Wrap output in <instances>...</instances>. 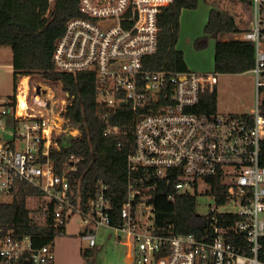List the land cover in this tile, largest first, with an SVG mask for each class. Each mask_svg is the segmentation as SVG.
<instances>
[{"label": "built area", "instance_id": "2783aa9c", "mask_svg": "<svg viewBox=\"0 0 264 264\" xmlns=\"http://www.w3.org/2000/svg\"><path fill=\"white\" fill-rule=\"evenodd\" d=\"M46 1L51 8L56 0ZM176 3L79 0L80 14L68 19L55 41L57 70L94 72L105 105L111 111L127 107L135 114L121 206H114L103 179L83 202L70 178L77 170L74 155L57 173L52 152L79 136L80 129L67 115V93L59 99L54 86L32 85L29 75L20 76L13 97L0 100V202H8L1 198L6 194L14 198L20 182L28 183L36 190L28 198L35 203L28 206L42 211H37L38 220L45 223L50 213L52 226L64 233L77 212L90 248L97 245L99 227L113 229L125 240L126 261L132 264H264L259 256L264 236V0H252L250 27L236 36L255 44L251 70L257 103L242 114L205 109L204 95L216 92L215 71L154 67L165 15ZM118 130L108 126L105 134ZM161 185L171 186L169 200L195 195L197 213L210 226L201 234L176 232L173 225L157 227L155 194ZM199 196L210 198L204 213L198 211ZM219 196L224 202L219 203ZM54 261L53 242L38 246L31 235L0 221V264Z\"/></svg>", "mask_w": 264, "mask_h": 264}, {"label": "trees", "instance_id": "16d2710c", "mask_svg": "<svg viewBox=\"0 0 264 264\" xmlns=\"http://www.w3.org/2000/svg\"><path fill=\"white\" fill-rule=\"evenodd\" d=\"M238 1L252 5V0ZM199 2L177 0L176 6L165 15V29L159 34L158 51L152 58L154 67L179 71L189 69L184 52L177 47L180 15L184 9L197 8ZM49 7L46 0H0V47L9 45L12 48L15 88L20 76L29 75L32 85L38 78L50 83L58 81L67 93V115L80 129V135L71 136L68 145H61L60 149L52 152L57 173L63 172L69 158L74 155L78 158L77 170L70 173V178L74 190L81 191L83 202L93 195L96 181L103 179L110 185L114 206L119 208L127 189V156L134 144L135 114L127 107L111 111L105 105L99 96L98 77L94 72L70 73L55 68V41L64 32L68 19L80 14L79 0H56ZM241 31L233 15L212 8L204 32L194 40V45L198 49L205 48L209 38H214V71L246 72L255 65V44L239 38H219L226 33ZM204 96L205 109L216 110L217 93ZM260 107L264 116V101ZM108 126H118L119 130L105 134ZM261 147V163L264 165V140ZM19 185L14 193L15 199L0 202V221L15 227L23 235H31L38 246L52 243L61 233V228L52 226L50 213L46 214L45 223L37 219L42 211L28 206V198L36 193L35 188L25 182ZM171 191V186L161 185L155 194L157 227L173 225L176 232L203 233L211 223L206 216L197 213L196 196L181 194L175 200H169L167 195ZM222 202L224 199L219 196V203ZM37 211L40 214L37 215ZM261 240L263 248L259 256L264 260V236ZM84 254L93 255V248Z\"/></svg>", "mask_w": 264, "mask_h": 264}, {"label": "rangeland", "instance_id": "374dc122", "mask_svg": "<svg viewBox=\"0 0 264 264\" xmlns=\"http://www.w3.org/2000/svg\"><path fill=\"white\" fill-rule=\"evenodd\" d=\"M211 8L223 10L234 16L242 30L250 27L253 17V6L238 0H200L195 9H184L180 15L179 40L177 47L184 52L188 68L195 71H214L215 39L209 38L205 48L198 49L194 40L204 32ZM232 38L233 34L221 35ZM218 83L217 109L221 112L250 113L256 108V79L253 72L217 73ZM40 79V78H38ZM35 79V82H45ZM54 86L59 99L65 97V91L60 82H46ZM15 81L13 73V51L11 46L0 47V100H6L15 94ZM261 102L264 93L260 96ZM11 201V195L1 197ZM198 211L206 212V204L210 198L199 196ZM29 205L35 203L29 200ZM85 229L82 216L74 212L65 225L64 233L57 234L53 240L55 253L54 264H132L126 261L127 244L118 234L110 228L99 227L96 232L97 245L93 248L94 254L85 255L84 251L91 250L88 240L82 238Z\"/></svg>", "mask_w": 264, "mask_h": 264}, {"label": "crops", "instance_id": "0c3cea01", "mask_svg": "<svg viewBox=\"0 0 264 264\" xmlns=\"http://www.w3.org/2000/svg\"><path fill=\"white\" fill-rule=\"evenodd\" d=\"M212 9V8H211ZM227 34H233V33H226V34H223V35H227ZM239 33H235V36H233L232 38H237L236 36L238 35ZM229 36H226L223 40H228V39H231V38H228ZM250 72H252V70H248ZM204 72V71H202ZM247 72V71H246ZM127 252V251H126ZM125 259H126V256H125Z\"/></svg>", "mask_w": 264, "mask_h": 264}, {"label": "bare ground", "instance_id": "6f19581e", "mask_svg": "<svg viewBox=\"0 0 264 264\" xmlns=\"http://www.w3.org/2000/svg\"><path fill=\"white\" fill-rule=\"evenodd\" d=\"M261 148H262V147H261ZM24 185H26V184H24ZM19 186H20V185H19ZM29 186H30V185H29ZM29 186H28V187H29ZM22 187H23V186H22ZM33 188H34V187H33ZM20 190H21V189H20ZM21 191H22V190H21ZM17 196H18V195H17ZM14 199H15V198H14ZM33 213H34V212H33ZM47 216H48V215H47ZM201 216H202V215H201ZM207 228H208V227H207ZM193 233H194V232H193ZM200 234H201V233H200Z\"/></svg>", "mask_w": 264, "mask_h": 264}]
</instances>
